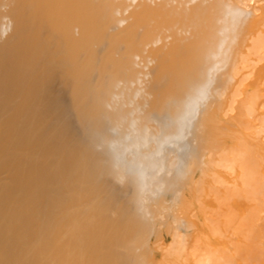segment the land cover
Here are the masks:
<instances>
[{"label":"bare ground","instance_id":"obj_1","mask_svg":"<svg viewBox=\"0 0 264 264\" xmlns=\"http://www.w3.org/2000/svg\"><path fill=\"white\" fill-rule=\"evenodd\" d=\"M10 1L0 264H264V0ZM80 130L139 168L141 213ZM170 153L186 175L145 204Z\"/></svg>","mask_w":264,"mask_h":264},{"label":"rangeland","instance_id":"obj_2","mask_svg":"<svg viewBox=\"0 0 264 264\" xmlns=\"http://www.w3.org/2000/svg\"><path fill=\"white\" fill-rule=\"evenodd\" d=\"M9 3H11V1L10 0H3V3L1 4V6H0V12H1V16H0V42H4V40H6L8 37H9V35L12 33V31H13V29H12V27L9 29V31H8V33L7 34H5V36L2 34L3 32V28H5L7 25H9L10 24V12H9V10H10V6H9ZM131 9H129L128 11H127V13L130 11ZM125 25V23L123 24L122 23V25H120L119 24V28H120V26L122 27V26H124ZM8 36V37H7ZM156 46H159V45H156ZM109 45L108 46H106L105 47V49L107 50V49H109ZM206 58H207V56L205 55V56H203V59L204 60H206ZM137 61L139 62V61H141V57H138L137 58ZM145 62H148V61H142V65H144L145 64ZM151 63V62H150ZM139 64V63H138ZM222 72L223 71H220V72H218L217 73V76H220L221 74H222ZM216 76V77H217ZM139 85L142 87V85H144V84H142L141 82L139 83ZM144 91V90H143ZM117 92H120V90H118ZM143 93H145V92H143ZM144 95V94H143ZM67 96V95H66ZM143 97V96H142ZM139 98H141V97H139ZM116 100V99H115ZM127 100V99H126ZM126 100L124 101V103L126 102ZM136 101H138V100H136ZM122 104L121 103V105H123V106H125V104ZM114 104V103H113ZM118 105H120V104H118ZM120 105V106H121ZM128 105V104H127ZM126 105V106H127ZM129 106H132V105H129ZM103 107H104V111L106 112V113H108L109 111H112L113 110V112L116 110V112H117V109H118V107H116L117 109H115L114 110V107H113V105L110 107L108 104H106V105H103ZM113 108V109H112ZM126 108V107H125ZM129 107H127V109H128ZM130 110H131V108H129ZM129 110V111H130ZM124 111V110H123ZM127 111V110H126ZM62 113V112H61ZM110 113V112H109ZM107 114L109 117L107 118V120L109 119V121L110 120H112L111 119V116H112V114L110 115V114ZM116 114V113H115ZM114 114V115H115ZM72 121H73V119H72ZM93 121V120H92ZM95 121V120H94ZM74 123L73 124H75V122H76V125L75 126H77L76 128L78 129V131H79V129H82V127H81V125L80 124H82L83 122L80 120V121H73ZM81 122V123H80ZM69 123H71V126L73 125L72 124V122L70 121ZM93 123V122H92ZM56 123H54V125H55ZM85 124V126L86 127H90V124L88 125V124H86V123H84ZM47 127H48V129L51 127V125H52V123H50V125L49 124H45ZM44 125V126H45ZM50 127H49V126ZM53 125V126H54ZM70 125V124H69ZM52 126V127H53ZM57 126V125H56ZM84 126V125H83ZM46 127V128H47ZM55 127V126H54ZM59 127V128H58ZM58 127H56V128H54V129H65V131H66V127L67 126H63V127H60L59 125H58ZM91 127H92V125H91ZM90 127V128H91ZM90 128H87L88 130V133L90 132L91 133V130H92V128L90 129ZM105 128H107L106 130L108 131V127L106 126ZM105 128H103L102 130H105ZM52 129V128H51ZM53 129V130H54ZM68 129V128H67ZM90 130V131H89ZM50 131V130H49ZM52 131V130H51ZM78 131H77V133H78ZM93 131V130H92ZM106 131V133H109V132H107ZM104 132V131H103ZM103 132H100L99 134H98V137L97 136H95V134H94V132L91 134V135H89L88 133V135L87 136H85V134H86V130L83 132L82 131V133H81V130H80V133H81V136H84L83 137V140H84V138H86L85 139V141H87L86 143H90V142H92L93 143V145L94 144H96L97 143V139H98V141L99 140H101L102 139V137H103V139H105V141H106V143L104 142V146H107L108 148H109V150H110V152H112L113 153V155L111 154V155H109L108 154V156L110 157H107L106 155H107V153H110V152H104V151H106V148L105 149H103V147H101V145H99V142L95 145V147L96 148H98V149H100L99 151H98V149H97V151L99 152V154L101 155V157H102V169L104 170L103 172H105V176H106V178L105 179H109V180H111L110 181V183L112 184V185H114V187L111 185V189L113 190L112 191V196H113V198H120L121 200L123 199L125 202H126V204H127V210L130 212V211H135V212H140L141 213V211H140V209H139V205H140V203H141V194H140V189H138V188H135L136 186H138V184L141 182V184L143 183V180H142V178H141V180H140V175H141V172H140V170H139V168L137 167V166H132V167H123V168H121L119 165H116V160H115V158H114V160L115 161H113V164H112V167L110 166L109 167V163L113 160V158H111V156L112 157H115L116 156V154H115V149L113 148V146L111 145H109L110 144V142L109 143H107L108 142V139L110 138V137H105V136H103L102 134H104L105 135V133H103ZM76 133V134H77ZM85 133V134H84ZM75 134V133H74ZM78 135V134H77ZM77 135H74L75 137H77ZM107 135V134H106ZM74 136H73V140H76V139H74ZM101 136V137H100ZM108 136H110V133L108 134ZM89 138V140H88V138ZM97 137V138H96ZM79 138V137H78ZM95 138V139H94ZM81 139V138H80ZM79 139V141H81ZM76 141H78V140H76ZM69 142V144H71L72 142V144H74V142L75 141H72V139L70 140V141H68ZM94 142H96V143H94ZM78 143V142H77ZM77 143H75L74 145H72V147L73 146H75ZM80 143V142H79ZM78 143V144H79ZM91 143V144H92ZM90 144V145H91ZM98 146H100V148L98 147ZM91 147H93V146H91ZM90 147V148H91ZM95 147H93V148H95ZM91 149L92 151H93V153H94V151L96 152V148L95 149ZM102 150V151H101ZM101 151V152H100ZM107 151H108V149H107ZM106 155H105V154ZM170 155V156H169ZM167 157H165V160L166 159H168V160H166V162H165V164L163 165V171H162V175H161V177H160V179H151V185L152 186H150L151 188H150V190L148 191V193H147V196L145 197L146 199V201H145V204H148L149 203V201H150V199H155V198H159L160 200H162L163 201V199H164V195H166L167 193H168V190H167V187H168V189H169V192L172 190L170 187H172V186H174V185H171L173 182L174 183H177L178 181H180L181 179H183L184 177H185V173H183V172H179V171H177V170H179L180 168H178V165H176L175 163H177V159L176 160H174V162H172L171 161V157L173 156V154L172 153H170ZM135 157H138V156H135ZM170 158V159H169ZM159 160V159H158ZM164 160V161H165ZM148 161H150V160H148ZM147 162V161H146ZM173 164V165H172ZM181 165H182V163H181ZM118 166L120 167V168H118ZM116 167V168H115ZM170 167H172V169H174V171H172V169H171V172L169 173V171L168 170H170ZM174 167V168H173ZM182 168L184 169H182L183 171H185V166L183 167V165H182ZM112 169V172L110 171ZM115 169V170H114ZM110 172H108V171ZM154 170H156L157 171V169H154ZM152 168H151V170L150 171H152V172H155ZM181 170V171H182ZM108 172V173H107ZM175 172V173H174ZM177 173H178V175H177ZM102 176V177H105V176ZM124 175H126L125 177H124ZM108 177V178H107ZM133 177H135V180H133L134 178ZM139 177V178H138ZM170 179V180H169ZM130 180V181H129ZM157 180V181H156ZM173 180H175V181H173ZM128 181L130 182V184H131V181L133 182V186L131 185V186H129V184H128ZM167 181V182H166ZM139 182V183H138ZM170 184H169V183ZM156 184V185H155ZM160 184H161V186H160ZM163 186V187H162ZM170 186V187H169ZM113 187V188H112ZM114 192H115V194H114ZM118 200V199H117ZM137 255V254H136ZM133 262H138V260H135V258L133 257V260H132ZM132 261H130L129 260V263L130 262H132Z\"/></svg>","mask_w":264,"mask_h":264}]
</instances>
